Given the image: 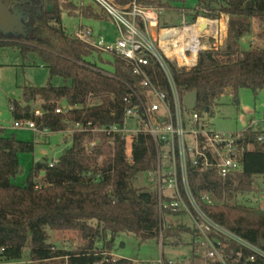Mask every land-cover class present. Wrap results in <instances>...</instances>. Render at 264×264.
Instances as JSON below:
<instances>
[{
	"label": "trees",
	"instance_id": "trees-1",
	"mask_svg": "<svg viewBox=\"0 0 264 264\" xmlns=\"http://www.w3.org/2000/svg\"><path fill=\"white\" fill-rule=\"evenodd\" d=\"M1 1L12 13L24 15L25 34L0 32V53L17 48L23 58L33 54L48 69L50 79L46 87L22 88L21 101L10 104L14 122L34 121L40 130L51 133L64 132L77 123L90 124L91 129L122 125L126 85L136 80L129 65L116 56L105 62L100 52L68 33L61 21L63 11L87 20L112 21L104 9L94 0L101 13L72 0ZM134 1L160 12L172 10L176 0H115L121 9ZM190 13L189 18L201 14L197 19H206V14L211 20H219L222 15L229 20L224 47L200 52L197 65L190 70L178 69L170 62L181 96L196 93L197 109L211 112L228 91L236 100L242 89L258 95L264 89V45L241 53L240 41L250 34L253 20H264V0H198ZM138 23L142 26L141 20ZM260 38L264 40V31ZM96 57L112 70L99 67ZM148 73L162 90H168L154 59ZM53 79L65 84L53 86ZM37 102H41L39 108L35 106ZM62 104L75 109L67 115L55 114ZM37 109L44 114L35 116ZM3 133L0 130V264H20L26 250L27 264H137L113 256L119 234H133L143 243L169 238L180 241L184 233H191L184 225L172 224L161 232L157 193L152 188L147 191L132 186L139 174L156 169L150 136L137 137L129 159L126 143L119 137L112 140L105 134L75 133L58 164L50 168L44 159L45 163L36 164L19 186L13 183L20 174L19 155L34 153L35 144ZM92 140L101 142L94 155L87 151V143ZM251 141L254 148L245 153L241 173L223 180L214 174L191 171L190 182L198 198L203 194L211 196L213 204L205 206V210L212 219L264 248V212L237 203L239 196L255 193L258 180L264 177V144L257 143L255 136ZM167 218L178 220L169 212ZM47 228L75 234L80 246L72 250L56 248L49 241Z\"/></svg>",
	"mask_w": 264,
	"mask_h": 264
},
{
	"label": "built area",
	"instance_id": "built-area-1",
	"mask_svg": "<svg viewBox=\"0 0 264 264\" xmlns=\"http://www.w3.org/2000/svg\"><path fill=\"white\" fill-rule=\"evenodd\" d=\"M94 1L111 17L117 31L115 40H107L82 22L72 36L102 55L124 60L136 80L126 85L128 92L123 99L122 125L91 129L90 124L83 126L77 123L61 133L68 132L70 136L83 132L105 134L112 140L119 137L126 143L129 159L137 137H151L157 164L154 171L146 174L151 180V188L158 195L161 232L169 228L168 212L176 214L177 218H188L193 226L194 251L186 262L178 264H264V248L248 242L212 219L205 210V206L213 204L211 196L203 194L198 198L190 182L191 171L214 174L223 180L241 173L245 153L254 148L251 137L255 136L257 143L264 144V117L252 120L242 132H217L205 118L210 111L200 112L197 106L193 110L186 109L185 96H181L175 83L170 62L175 63L178 69L190 70L197 65L200 52L222 47L213 44L208 49L205 42L214 28L220 30L217 22L207 21L205 26L204 22L196 23L195 18L191 21L188 18L184 19L181 28L161 29L156 9L138 6L136 1L127 9H121L115 0ZM170 30L180 33L179 36L175 34L173 38L163 39ZM196 31L197 37L194 35ZM151 59L161 68L167 81V91L151 80L148 73ZM74 109L62 104L56 108L55 114L67 115ZM43 114L40 109L35 111L37 117ZM128 121L135 122L137 126V130L130 133V138ZM13 128L44 136L51 134L48 129L40 130L34 121L14 122ZM100 144L99 140L87 143L88 153L94 155ZM58 163L59 159L53 160L49 167ZM256 209L264 212V203H259ZM158 264H166V261L161 258Z\"/></svg>",
	"mask_w": 264,
	"mask_h": 264
},
{
	"label": "rangeland",
	"instance_id": "rangeland-1",
	"mask_svg": "<svg viewBox=\"0 0 264 264\" xmlns=\"http://www.w3.org/2000/svg\"><path fill=\"white\" fill-rule=\"evenodd\" d=\"M77 5L92 6L101 13L100 8L93 0H72ZM216 1V0H208ZM198 0H176L172 3V10L160 11L159 27L162 28H181L182 23L189 18L190 10L196 8ZM179 9H185L183 12ZM204 14V13H202ZM201 15V14H200ZM200 15L198 17H200ZM208 21L217 22L218 34L210 33L205 39L207 48L213 44L218 47H224L227 38L228 16L222 15L219 20H211L204 14ZM196 17L190 16V21ZM188 19V20H189ZM62 27L70 34H74L80 27V23L90 27L96 34L100 33L107 40L116 38V27L113 21H92L81 18L77 14H68L63 11L61 16ZM226 23V33H221V25ZM216 26V25H214ZM264 31V20H253L250 34L245 35L240 41V52H246L250 47H262L264 40L260 34ZM105 62H111L110 55H102ZM96 64L111 71L109 65L102 64L96 57ZM0 130H3V136H14L22 142L35 144V151L32 154H20V174L13 180L16 185H23L31 169L36 164L47 160V164L53 160L60 159L65 148L70 147L72 139L68 132L51 133L48 136L35 134L26 129L13 128L14 119L10 111V104L13 101H21L22 88L35 87L42 88L49 84V71L40 60L33 54L23 58L17 48H7L0 53ZM53 86H63L65 83L61 79H53ZM41 102L35 106L39 108ZM264 117V89L258 95H254L250 89H242L236 100L230 91L226 92L212 107L211 112L207 113L205 118L211 124V127L217 132L237 133L242 132L252 120H260ZM127 130L130 133L137 130L135 122L128 121ZM129 148H132L131 141ZM132 186L135 189L151 190L152 183L147 174L141 173L133 180ZM239 205L256 209L259 203H264V177L258 180V188L255 193L239 196L237 198ZM167 223L174 226L184 225L191 233L187 232L181 236L180 241L169 238L166 240H150L141 243L133 234L121 233L115 238L113 255L119 259H128L137 264H158L161 258L166 262L174 264L186 262L192 255L194 248V235L192 234V223L188 218H178L174 220L167 218ZM50 237V243L58 249L72 250L80 246L75 234L69 232L52 231L47 228ZM101 247L102 243H98ZM29 252H24V258L20 264L29 262ZM115 257V258H116Z\"/></svg>",
	"mask_w": 264,
	"mask_h": 264
},
{
	"label": "water",
	"instance_id": "water-1",
	"mask_svg": "<svg viewBox=\"0 0 264 264\" xmlns=\"http://www.w3.org/2000/svg\"><path fill=\"white\" fill-rule=\"evenodd\" d=\"M24 15L22 13H12L8 7L0 0V32L3 34H25ZM175 37V32L170 30L163 36V39ZM198 102L196 93H189L184 97V105L187 110L196 108ZM45 163V162H42ZM44 176V173H42ZM264 246V242H262Z\"/></svg>",
	"mask_w": 264,
	"mask_h": 264
},
{
	"label": "bare ground",
	"instance_id": "bare-ground-1",
	"mask_svg": "<svg viewBox=\"0 0 264 264\" xmlns=\"http://www.w3.org/2000/svg\"><path fill=\"white\" fill-rule=\"evenodd\" d=\"M199 21L204 22V25H205V26H207V24H208V23H207V21H208L207 19L199 18V19H197L195 22L198 23ZM220 25H221V33H222V34H225V33H226V23L223 24V22L221 21V22H220ZM197 33H198L197 31H196V33H194V35H195L196 37H197ZM213 33H214L215 35L218 34L217 28H214V29H213ZM175 34H177V37H178L180 33L177 32V33H175ZM191 34H192V33H191ZM192 35H193V34H192ZM175 36H176V35H175ZM167 53H169L168 50H167ZM169 55H170V53H169ZM182 61H183V60H182Z\"/></svg>",
	"mask_w": 264,
	"mask_h": 264
},
{
	"label": "crops",
	"instance_id": "crops-1",
	"mask_svg": "<svg viewBox=\"0 0 264 264\" xmlns=\"http://www.w3.org/2000/svg\"><path fill=\"white\" fill-rule=\"evenodd\" d=\"M98 34H100V33H98ZM101 35V34H100ZM111 40H115V39H111ZM42 162H44V161H42ZM114 256V255H113ZM114 257H116V256H114ZM117 258V257H116Z\"/></svg>",
	"mask_w": 264,
	"mask_h": 264
}]
</instances>
